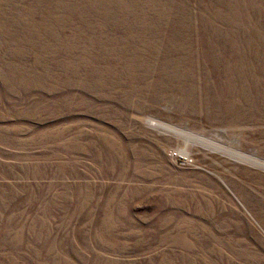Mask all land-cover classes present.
I'll use <instances>...</instances> for the list:
<instances>
[{
	"label": "rangeland",
	"instance_id": "obj_1",
	"mask_svg": "<svg viewBox=\"0 0 264 264\" xmlns=\"http://www.w3.org/2000/svg\"><path fill=\"white\" fill-rule=\"evenodd\" d=\"M0 264H264V0H0Z\"/></svg>",
	"mask_w": 264,
	"mask_h": 264
}]
</instances>
